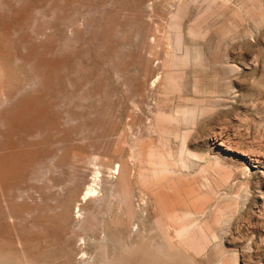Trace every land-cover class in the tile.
<instances>
[{
  "label": "rangeland",
  "instance_id": "1",
  "mask_svg": "<svg viewBox=\"0 0 264 264\" xmlns=\"http://www.w3.org/2000/svg\"><path fill=\"white\" fill-rule=\"evenodd\" d=\"M0 264H264V0H0Z\"/></svg>",
  "mask_w": 264,
  "mask_h": 264
},
{
  "label": "bare ground",
  "instance_id": "2",
  "mask_svg": "<svg viewBox=\"0 0 264 264\" xmlns=\"http://www.w3.org/2000/svg\"><path fill=\"white\" fill-rule=\"evenodd\" d=\"M192 37H193V35H192ZM178 39V40H177ZM176 40H177V47H175L174 49L172 48V46H171V44H170V51H171V54H169L168 55V63H169V65L171 66V67H174L177 63H179L180 62V60L181 59H183V60H185L186 62H187V60H188V55L186 54V55H184L183 57H180L179 56V54H177V52L179 51V46H180V36H178V38H176ZM197 52V51H196ZM198 54V53H197ZM196 54V55H197ZM195 55V56H196ZM167 56V55H166ZM194 56V57H195ZM197 57V56H196ZM193 59V58H192ZM202 59V58H201ZM195 60H197V59H195ZM191 62V61H190ZM193 62V61H192ZM193 64V63H192ZM198 66V65H197ZM167 79V78H166ZM168 81V80H167ZM170 79H169V82H168V85H170L169 83H170ZM173 81V80H172ZM194 84V83H193ZM166 86H167V84H166ZM171 86V85H170ZM170 86H167V87H170ZM164 87V86H163ZM165 88V87H164ZM168 89H170L171 90V88H168ZM176 89V88H175ZM165 90V89H164ZM169 90V91H170ZM195 90V89H194ZM166 91H168V90H166ZM166 91H165V93H166ZM171 93H174L173 91H170ZM168 93V92H167ZM167 93H166V95H167ZM172 95V94H171ZM161 106V105H160ZM192 113V112H191ZM170 114V113H169ZM167 115V114H166ZM165 117V116H164ZM94 190L93 189H91V188H89L88 189V191H87V193H89V192H93Z\"/></svg>",
  "mask_w": 264,
  "mask_h": 264
}]
</instances>
